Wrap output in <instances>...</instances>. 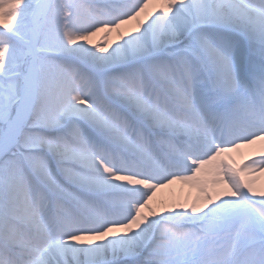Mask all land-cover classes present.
I'll return each instance as SVG.
<instances>
[{"label": "snow or ice", "instance_id": "1", "mask_svg": "<svg viewBox=\"0 0 264 264\" xmlns=\"http://www.w3.org/2000/svg\"><path fill=\"white\" fill-rule=\"evenodd\" d=\"M261 175L264 0H0V264H264Z\"/></svg>", "mask_w": 264, "mask_h": 264}, {"label": "bare ground", "instance_id": "2", "mask_svg": "<svg viewBox=\"0 0 264 264\" xmlns=\"http://www.w3.org/2000/svg\"><path fill=\"white\" fill-rule=\"evenodd\" d=\"M97 38H94V39H97ZM242 151L244 152L245 155H247L250 150L244 149ZM237 159L239 160V157H237ZM263 179H264V175H261L260 184L257 185L258 187L261 185H264ZM188 189L189 188L186 186H178V185L170 186L168 189H164V190L158 192L156 199L158 201L159 200L168 201L172 197H188V196H191L194 198L197 195V192H194V189H189V190Z\"/></svg>", "mask_w": 264, "mask_h": 264}, {"label": "rangeland", "instance_id": "3", "mask_svg": "<svg viewBox=\"0 0 264 264\" xmlns=\"http://www.w3.org/2000/svg\"><path fill=\"white\" fill-rule=\"evenodd\" d=\"M100 39V37H98L96 40H99ZM264 180V179H263ZM194 192H196L195 190H194Z\"/></svg>", "mask_w": 264, "mask_h": 264}]
</instances>
